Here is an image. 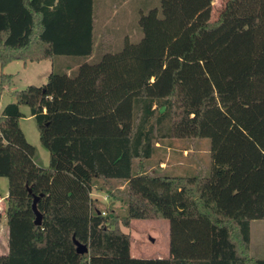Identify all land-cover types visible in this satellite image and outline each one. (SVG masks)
<instances>
[{
    "label": "trees",
    "instance_id": "16d2710c",
    "mask_svg": "<svg viewBox=\"0 0 264 264\" xmlns=\"http://www.w3.org/2000/svg\"><path fill=\"white\" fill-rule=\"evenodd\" d=\"M212 1L160 0L139 12L138 41L126 36L113 51L103 34L89 62L94 0H0V93L8 63L65 58L62 72L13 91L0 112V264H264L249 254L250 222L264 220V0H227L216 20ZM20 105L47 168L33 159ZM179 139L209 140L204 173L154 170ZM114 182L124 196L102 215L92 190ZM160 219L168 257H132L121 226ZM74 240L88 251L77 253Z\"/></svg>",
    "mask_w": 264,
    "mask_h": 264
},
{
    "label": "rangeland",
    "instance_id": "374dc122",
    "mask_svg": "<svg viewBox=\"0 0 264 264\" xmlns=\"http://www.w3.org/2000/svg\"><path fill=\"white\" fill-rule=\"evenodd\" d=\"M227 0H213L211 19L216 20L220 12L224 9ZM160 0H94L93 13L95 18L94 34L96 44L90 59L87 61L94 62L99 59L98 45L103 34L110 37L112 42V50L121 49L123 40L126 36L131 42H136L141 37V30L138 26V15L140 10L147 12L149 9L159 7ZM149 4V5H148ZM107 22V23H104ZM72 62L78 61V57H66ZM65 58L56 56L54 59L42 60L39 62H23L20 60L12 61L2 68V73L9 74L10 80L3 83V89L0 93V112L8 103L15 102L13 91L23 90L29 85L42 86L47 81V76L51 71L62 72L65 68L63 63ZM82 61V60H81ZM75 66V64L70 65ZM19 109L22 116L19 118V126L24 133L28 143L34 147L35 163L47 168L49 163V152L42 146L34 118L30 115V109L26 105H20ZM188 146L186 157L166 152L165 160L167 164L181 161L178 169L173 168L163 173H159V166H155L154 170L158 174L165 175H190L202 174L210 165L209 156V140H174V146L177 148L182 145ZM182 153V152H180ZM180 156L182 159H180ZM185 168V169H183ZM190 168V169H186ZM150 171V169H149ZM113 195L107 193L108 187ZM124 186L121 183L114 182L107 185L104 191L92 190V196L95 205L102 211L107 212L110 208V202H114L116 210L120 204L119 198L123 197ZM8 192V180L0 177V254L7 251V226L5 220V211L7 201L5 197ZM108 196V197H107ZM123 232L129 233L131 237V249L138 258H166L168 251V222L166 220H132L130 226H121ZM249 254L253 258L264 257V220H252L250 222V247ZM161 256V257H159Z\"/></svg>",
    "mask_w": 264,
    "mask_h": 264
},
{
    "label": "crops",
    "instance_id": "0c3cea01",
    "mask_svg": "<svg viewBox=\"0 0 264 264\" xmlns=\"http://www.w3.org/2000/svg\"><path fill=\"white\" fill-rule=\"evenodd\" d=\"M149 5V4H148ZM141 11V10H140ZM104 23H107V22H104ZM128 37V36H127ZM129 38V37H128ZM4 108V107H3ZM2 108V109H3ZM2 109H1V111H2ZM157 145H158V143H157ZM187 150H189V148H188V146H187V144L186 145H182L181 147H179V148H177L176 146H174V143H173V147L172 148H168V150H167V152L168 151H171L172 153H175V154H177V155H181L182 154V157H186L187 155H186V151ZM180 152H182V153H180ZM182 157L180 156V159H182ZM166 160H167V158H166ZM164 161V162H161L160 164H159V169H158V172L159 173H163V172H165V171H167V170H172L173 168H176V169H178V167L177 166H179V165H181L182 163H181V161L180 160H178L177 162H175V163H173V164H171V166L169 165V164H167V161ZM35 161V160H34ZM183 169H185V168H183ZM186 169H188V168H186ZM5 199H6V197H5ZM5 220H6V218H5ZM5 254V253H4ZM130 255L132 256V257H136V258H138L137 257V255L132 251V249H131V245H130ZM159 257H161V256H159ZM158 258V257H157Z\"/></svg>",
    "mask_w": 264,
    "mask_h": 264
},
{
    "label": "water",
    "instance_id": "95a60500",
    "mask_svg": "<svg viewBox=\"0 0 264 264\" xmlns=\"http://www.w3.org/2000/svg\"><path fill=\"white\" fill-rule=\"evenodd\" d=\"M37 200H38V196H34L33 200H32L31 207H32V210H33L34 215H35L34 223L36 225H39L41 223V214L38 211L37 206H36ZM74 243H75V246H76V252L77 253L82 254V253H86L88 251V248H87L86 245L80 244L76 240H74Z\"/></svg>",
    "mask_w": 264,
    "mask_h": 264
},
{
    "label": "built area",
    "instance_id": "2783aa9c",
    "mask_svg": "<svg viewBox=\"0 0 264 264\" xmlns=\"http://www.w3.org/2000/svg\"><path fill=\"white\" fill-rule=\"evenodd\" d=\"M101 214H102V215H104V214H105V212H104V211H102V212H101Z\"/></svg>",
    "mask_w": 264,
    "mask_h": 264
}]
</instances>
